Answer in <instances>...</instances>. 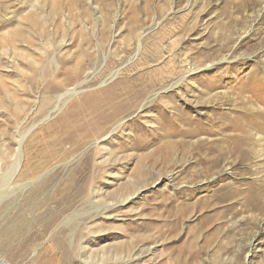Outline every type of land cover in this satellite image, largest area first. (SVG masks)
Listing matches in <instances>:
<instances>
[{"label": "rangeland", "instance_id": "374dc122", "mask_svg": "<svg viewBox=\"0 0 264 264\" xmlns=\"http://www.w3.org/2000/svg\"><path fill=\"white\" fill-rule=\"evenodd\" d=\"M73 105L119 111L62 130ZM0 254L264 264V0H0Z\"/></svg>", "mask_w": 264, "mask_h": 264}, {"label": "bare ground", "instance_id": "6f19581e", "mask_svg": "<svg viewBox=\"0 0 264 264\" xmlns=\"http://www.w3.org/2000/svg\"><path fill=\"white\" fill-rule=\"evenodd\" d=\"M95 57L96 56H93L91 53L90 54L83 53L73 66L66 68L65 66L61 65L59 68H57V70L55 71L51 79L47 81L43 80L44 84L42 88L45 92L50 94L49 98L51 97L55 98V103H56V105L54 106L55 108H58L59 105H61V103H65L68 99H70V97L79 93L80 86L88 81L87 76L95 71V68H94V63H96ZM61 75L63 76L62 78H60ZM82 75H85L86 78H84L83 80H80L81 78L80 76ZM69 86L71 87L69 88ZM46 104L47 102L43 103V106H45ZM94 105L95 104H90V107ZM109 107H111V109L113 108V110L110 114H107V115L105 111H100L98 113L89 112L84 115L83 113H79L76 105L75 106L73 105L67 111L68 112L67 115L69 114L68 117L73 118L72 119L73 123L67 120L64 122V119H62L61 121L57 123L56 126L61 127L62 130L68 127L74 130L78 129V131H84V130L85 131H95L99 128H102L101 123L106 122L107 121L105 120L106 118L108 119L109 117H111V114L113 116L117 111H119L118 106L113 107V105H111ZM87 121H89V123H87ZM70 138L72 137L70 136ZM18 145H19L18 146V149H19L20 143ZM19 156H20V151L18 150L16 154V158H15L16 161H14V172H16L19 168L18 160L21 157Z\"/></svg>", "mask_w": 264, "mask_h": 264}, {"label": "built area", "instance_id": "2783aa9c", "mask_svg": "<svg viewBox=\"0 0 264 264\" xmlns=\"http://www.w3.org/2000/svg\"><path fill=\"white\" fill-rule=\"evenodd\" d=\"M0 264H9L4 258L3 256L0 254ZM22 264H31L29 262H24Z\"/></svg>", "mask_w": 264, "mask_h": 264}]
</instances>
